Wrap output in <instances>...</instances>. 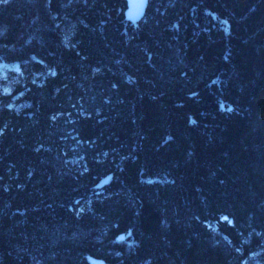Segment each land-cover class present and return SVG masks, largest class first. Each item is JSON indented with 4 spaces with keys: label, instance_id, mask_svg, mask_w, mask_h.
<instances>
[{
    "label": "trees",
    "instance_id": "1",
    "mask_svg": "<svg viewBox=\"0 0 264 264\" xmlns=\"http://www.w3.org/2000/svg\"><path fill=\"white\" fill-rule=\"evenodd\" d=\"M125 7L0 0V264H264V0Z\"/></svg>",
    "mask_w": 264,
    "mask_h": 264
},
{
    "label": "water",
    "instance_id": "2",
    "mask_svg": "<svg viewBox=\"0 0 264 264\" xmlns=\"http://www.w3.org/2000/svg\"><path fill=\"white\" fill-rule=\"evenodd\" d=\"M147 0H126V7L124 9L125 16L130 20L139 19L146 5ZM105 177H102L103 181Z\"/></svg>",
    "mask_w": 264,
    "mask_h": 264
},
{
    "label": "rangeland",
    "instance_id": "3",
    "mask_svg": "<svg viewBox=\"0 0 264 264\" xmlns=\"http://www.w3.org/2000/svg\"><path fill=\"white\" fill-rule=\"evenodd\" d=\"M4 64H5V62H3V61L0 60V73L2 72V67H3ZM7 64H8V65H12V64H14V63H13V62H9V63H7ZM90 260H91L92 262H94V264H105V263H103V261L100 260L99 258L90 257Z\"/></svg>",
    "mask_w": 264,
    "mask_h": 264
}]
</instances>
